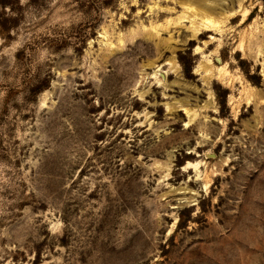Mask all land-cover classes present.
<instances>
[{"label": "rangeland", "instance_id": "374dc122", "mask_svg": "<svg viewBox=\"0 0 264 264\" xmlns=\"http://www.w3.org/2000/svg\"><path fill=\"white\" fill-rule=\"evenodd\" d=\"M0 264H264V0H0Z\"/></svg>", "mask_w": 264, "mask_h": 264}]
</instances>
